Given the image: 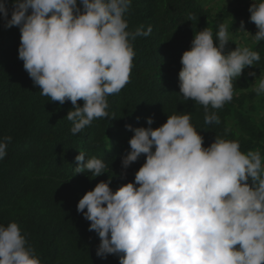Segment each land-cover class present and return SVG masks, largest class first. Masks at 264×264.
I'll return each instance as SVG.
<instances>
[{
	"label": "clouds",
	"instance_id": "clouds-1",
	"mask_svg": "<svg viewBox=\"0 0 264 264\" xmlns=\"http://www.w3.org/2000/svg\"><path fill=\"white\" fill-rule=\"evenodd\" d=\"M0 0L4 27H18V58L40 95L63 105L73 135L95 119L108 118L107 97L130 82L135 52L130 41L148 37L152 27L128 31L125 14L132 0ZM249 22L264 41V0L250 5ZM10 15V19H9ZM238 32L245 31L240 22ZM251 35V34H250ZM214 43L209 28L197 32L183 52L178 79L185 101L204 109L205 125H219L215 111L234 96L233 78L260 61V54L238 46L225 54L228 26L221 23ZM249 76L256 77L255 72ZM264 96V76L253 84ZM83 101V106L78 104ZM139 119V118H138ZM126 129L134 133L130 151L121 158L122 177L143 155L134 182L113 191L114 173L86 192L78 213L90 221L100 240L97 257L119 264H264V157L259 150L241 151L240 143L216 135L209 147L191 123V114L168 116L166 123ZM12 137L0 138V160ZM74 175L98 177L108 165L96 157H75ZM86 209V211H85ZM0 264H41L16 222L0 224Z\"/></svg>",
	"mask_w": 264,
	"mask_h": 264
},
{
	"label": "trees",
	"instance_id": "trees-1",
	"mask_svg": "<svg viewBox=\"0 0 264 264\" xmlns=\"http://www.w3.org/2000/svg\"><path fill=\"white\" fill-rule=\"evenodd\" d=\"M253 2L132 0L125 14L127 30L135 32L143 25L144 30L151 26L152 33L130 41L135 52L130 82L119 94L107 97L110 116L93 120L75 135L66 118L73 105L50 102L40 95L42 89L34 85L18 58L19 28L6 29L0 19V138L12 137L0 160V224L16 222L41 264H119L113 255L97 257L99 237L88 230L91 222L78 213L77 205L86 192L113 173L109 185L113 191L134 182L145 157L129 166L126 177L121 176V158L130 151L128 142L134 135L126 125L147 128L151 117V127L156 129L168 116L190 113L191 123L204 138L203 147H209L218 135L238 141L244 153L259 150L264 157V96L257 97L253 91L255 79L264 76V41L257 43L252 37L257 32L249 22ZM77 6L82 7L79 0ZM241 21L251 35L238 32ZM221 23L228 26L231 37L225 54L237 45L248 46L260 54V61L233 78V100L211 110L221 123L205 125L203 107L185 101L171 80L178 79L180 59L194 35L209 28L218 45L215 36ZM77 103L83 106V101ZM79 152L104 160L108 172L98 177L74 175Z\"/></svg>",
	"mask_w": 264,
	"mask_h": 264
},
{
	"label": "rangeland",
	"instance_id": "rangeland-1",
	"mask_svg": "<svg viewBox=\"0 0 264 264\" xmlns=\"http://www.w3.org/2000/svg\"><path fill=\"white\" fill-rule=\"evenodd\" d=\"M246 38V37H245ZM245 38H244V40H245Z\"/></svg>",
	"mask_w": 264,
	"mask_h": 264
}]
</instances>
